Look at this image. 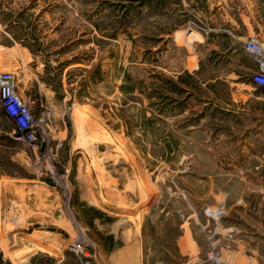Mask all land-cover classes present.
<instances>
[{"label": "rangeland", "instance_id": "rangeland-1", "mask_svg": "<svg viewBox=\"0 0 264 264\" xmlns=\"http://www.w3.org/2000/svg\"><path fill=\"white\" fill-rule=\"evenodd\" d=\"M248 34L264 0H0V264H264Z\"/></svg>", "mask_w": 264, "mask_h": 264}, {"label": "built area", "instance_id": "built-area-1", "mask_svg": "<svg viewBox=\"0 0 264 264\" xmlns=\"http://www.w3.org/2000/svg\"><path fill=\"white\" fill-rule=\"evenodd\" d=\"M249 35L243 45V53L254 63L255 70L250 78L252 85L264 90V41ZM29 104H25L17 92V76L10 71H0V110L16 123L19 130L32 128L28 125L30 118Z\"/></svg>", "mask_w": 264, "mask_h": 264}, {"label": "crops", "instance_id": "crops-1", "mask_svg": "<svg viewBox=\"0 0 264 264\" xmlns=\"http://www.w3.org/2000/svg\"><path fill=\"white\" fill-rule=\"evenodd\" d=\"M249 35V34H248ZM248 35L245 37V38H247L248 37ZM235 52V51H234ZM233 52V53H234ZM240 57V59H243L248 65H249V67L254 71L255 70V65H254V63L243 53V51H242V53H241V56H239Z\"/></svg>", "mask_w": 264, "mask_h": 264}, {"label": "trees", "instance_id": "trees-1", "mask_svg": "<svg viewBox=\"0 0 264 264\" xmlns=\"http://www.w3.org/2000/svg\"><path fill=\"white\" fill-rule=\"evenodd\" d=\"M2 113V112H1ZM4 116H6L4 113H2Z\"/></svg>", "mask_w": 264, "mask_h": 264}, {"label": "bare ground", "instance_id": "bare-ground-1", "mask_svg": "<svg viewBox=\"0 0 264 264\" xmlns=\"http://www.w3.org/2000/svg\"><path fill=\"white\" fill-rule=\"evenodd\" d=\"M93 139V138H92ZM87 140V139H86Z\"/></svg>", "mask_w": 264, "mask_h": 264}]
</instances>
